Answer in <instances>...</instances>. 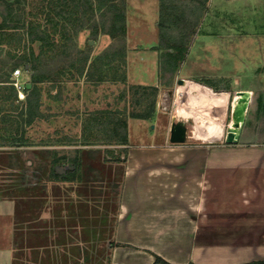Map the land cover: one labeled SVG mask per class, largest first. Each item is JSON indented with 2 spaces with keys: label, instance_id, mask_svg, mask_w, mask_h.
<instances>
[{
  "label": "rangeland",
  "instance_id": "1",
  "mask_svg": "<svg viewBox=\"0 0 264 264\" xmlns=\"http://www.w3.org/2000/svg\"><path fill=\"white\" fill-rule=\"evenodd\" d=\"M55 2L19 0L14 14L6 17V29L0 30L2 80L11 81V58L38 55L40 43L26 36L31 29L46 35L41 61L53 70L52 78L38 85L40 113L30 125L19 114L26 109L32 72L19 68L24 100L13 95L10 83L0 86V199L15 201L16 221L22 228L14 233L13 264H108L124 174L127 118L147 113L151 105L154 117L171 113L176 108L178 81H185L186 73L201 72L218 83L214 91L229 92L231 101L236 91H251L246 130L256 128L264 134V23L256 26L255 36L243 23V9L231 1L172 0L177 8L170 16L173 28L181 27L183 10L192 22L197 20L187 46L191 59L180 66V73L160 76L155 92L151 86L126 81L122 38L99 33L93 39L90 25L98 18H91L88 11L80 14L71 2L66 17L56 16ZM132 7L144 24L134 29L151 33L154 25L148 23L157 1L155 5L153 0H133ZM4 15L0 0V23ZM89 48L87 74L78 76L79 52ZM158 53L160 57L166 52ZM163 93L169 97L165 111L160 106ZM224 118H230V103ZM165 122L166 117L159 115L158 124ZM192 125L191 120L185 122L188 135ZM22 129L26 142L17 143ZM132 129L136 143L146 142L147 129L152 132L151 126L146 129L139 123ZM173 144L166 136L165 145ZM67 172H74L69 181L61 178Z\"/></svg>",
  "mask_w": 264,
  "mask_h": 264
},
{
  "label": "crops",
  "instance_id": "2",
  "mask_svg": "<svg viewBox=\"0 0 264 264\" xmlns=\"http://www.w3.org/2000/svg\"><path fill=\"white\" fill-rule=\"evenodd\" d=\"M153 1L157 7L148 23L154 25L153 33L147 36L134 29L143 24V18L134 13L133 0H125L124 59L127 82L157 89L161 81V50L156 49L160 0ZM226 1L243 9L241 13L247 17L243 23L257 36L256 26L264 23L260 13L264 0ZM189 58L187 54L181 68ZM180 66L174 74L180 73ZM184 75L185 81L198 80L217 90L218 83L201 72ZM175 110L147 120H126L125 166L113 229L117 246L109 250L110 263L153 264L155 255L170 264L264 260V134L256 128L247 131L246 116L235 143L227 144L222 137L195 145L185 141L165 145L172 125L183 127L188 135V121L176 117ZM159 115L166 117L164 125L158 124ZM138 123L152 128V132L146 130V142L134 140L131 131ZM18 224L15 201L0 199V264H13L14 233L22 229Z\"/></svg>",
  "mask_w": 264,
  "mask_h": 264
},
{
  "label": "trees",
  "instance_id": "3",
  "mask_svg": "<svg viewBox=\"0 0 264 264\" xmlns=\"http://www.w3.org/2000/svg\"><path fill=\"white\" fill-rule=\"evenodd\" d=\"M19 0H1L4 7V19L2 23H0V30L6 29L7 21L6 17L14 14L15 5ZM54 4V12L56 16L66 17L68 12L65 11V8L69 2L73 3V7L76 10H80V14H87V11L90 13L91 18H98V21H93L90 25L91 37L95 39L99 33L105 34L112 39L122 38L121 42L125 43V35H126V25H125V0H56ZM172 0H160L159 5V21L157 23V28L159 32V43L158 49L162 50L166 53H162L160 58V73L161 77L164 78L165 75L172 76L174 75L177 68L182 64L185 59V56L188 52L187 46L190 43V39L193 33V30L197 26V20L192 22L189 18L188 12L181 11L182 14V23L181 27L173 28L171 25V13L177 10L176 7L171 5ZM82 7L86 8V11L82 12ZM83 26L81 23L80 27ZM18 29L19 27H12ZM192 31L189 35H184L186 31ZM184 32V33H183ZM188 33V32H187ZM26 36L30 42H39L40 51L37 56L34 54L31 55V59H29L26 55L16 58L13 60L11 58V65L9 66L10 73L16 69L22 68L24 69L26 66L28 70L32 72L31 76V84L32 88L25 96L26 109L21 111L19 114V118L24 121V124H32L35 119L39 117V107H40V92L38 89V85L49 81L52 78L53 70L49 69L47 66H43V62L41 61V56L44 53V48L46 47L48 40L46 35L40 31L39 29H35L34 31L31 29L26 33ZM45 46V47H44ZM82 54L81 59L79 60V64L81 65L78 69V76H82L83 74H87L85 71V65L88 62V58L90 55V48ZM73 61V59H72ZM11 81L2 80L0 77V86H7L5 84H9ZM11 91L14 96L17 95L14 87L10 84ZM153 91H157L156 88H152ZM154 111V106L151 105L149 111L145 114L138 116H131L134 119H143L147 120L151 118ZM125 124V123H124ZM123 143H125L126 138V130L125 125L123 127ZM24 129H22L21 136L19 137L17 143L26 142L24 139ZM74 176V172H67L61 178L63 180L68 179V175ZM57 177V176H56ZM60 177V176H59ZM71 177V180H72ZM117 246L115 243H111V247ZM153 264H170L165 260L161 259L158 256H154ZM108 264H111L110 261ZM193 264V263H188ZM246 264H264V260L253 261Z\"/></svg>",
  "mask_w": 264,
  "mask_h": 264
},
{
  "label": "bare ground",
  "instance_id": "4",
  "mask_svg": "<svg viewBox=\"0 0 264 264\" xmlns=\"http://www.w3.org/2000/svg\"><path fill=\"white\" fill-rule=\"evenodd\" d=\"M251 95V91L238 90L231 101L227 92H216L204 84L187 80L184 84L178 85L174 101L175 115L192 121L191 137L194 140L215 141L228 134L233 135L235 141H238ZM229 103L230 118L225 121L224 115ZM219 110L221 112H218Z\"/></svg>",
  "mask_w": 264,
  "mask_h": 264
},
{
  "label": "built area",
  "instance_id": "5",
  "mask_svg": "<svg viewBox=\"0 0 264 264\" xmlns=\"http://www.w3.org/2000/svg\"><path fill=\"white\" fill-rule=\"evenodd\" d=\"M20 73V69H16L12 72V75H11V85L14 87V89L16 90V93H17V96H18V99L19 100H24V94L22 92V84L19 83L18 81V75ZM185 82V81H184ZM169 102V97H168V94L167 93H163L162 94V100L160 102V106L162 107V111H165V106L166 104H168ZM229 105V104H228ZM228 107V106H227ZM231 111V109H230ZM170 132H171V129H169V133L167 135L168 139L170 137ZM192 135V134H191ZM191 135H186L185 134V138H190ZM190 136V137H189ZM226 136V135H225ZM224 141H225V137H224Z\"/></svg>",
  "mask_w": 264,
  "mask_h": 264
},
{
  "label": "water",
  "instance_id": "6",
  "mask_svg": "<svg viewBox=\"0 0 264 264\" xmlns=\"http://www.w3.org/2000/svg\"><path fill=\"white\" fill-rule=\"evenodd\" d=\"M183 80H179L178 84H183ZM228 132V130H227ZM185 140V129L183 127H179L178 125H172L171 126V132H170V137H169V141L170 143H183ZM225 142L227 144H231V143H235L237 141H235L233 135H228L226 134L225 136Z\"/></svg>",
  "mask_w": 264,
  "mask_h": 264
}]
</instances>
